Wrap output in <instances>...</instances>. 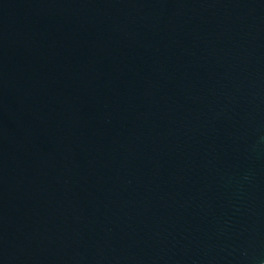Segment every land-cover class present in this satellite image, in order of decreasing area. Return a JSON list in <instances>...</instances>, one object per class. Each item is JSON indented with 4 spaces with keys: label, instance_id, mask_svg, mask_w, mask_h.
Instances as JSON below:
<instances>
[{
    "label": "water",
    "instance_id": "water-1",
    "mask_svg": "<svg viewBox=\"0 0 264 264\" xmlns=\"http://www.w3.org/2000/svg\"><path fill=\"white\" fill-rule=\"evenodd\" d=\"M0 264H264V0H0Z\"/></svg>",
    "mask_w": 264,
    "mask_h": 264
}]
</instances>
